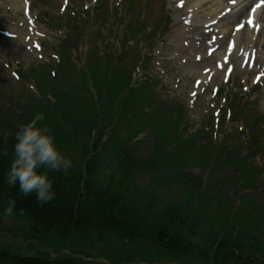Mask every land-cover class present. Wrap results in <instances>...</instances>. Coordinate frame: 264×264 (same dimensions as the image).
Returning a JSON list of instances; mask_svg holds the SVG:
<instances>
[{"label": "rangeland", "instance_id": "obj_1", "mask_svg": "<svg viewBox=\"0 0 264 264\" xmlns=\"http://www.w3.org/2000/svg\"><path fill=\"white\" fill-rule=\"evenodd\" d=\"M202 1L204 0H185V3L182 0L177 3L175 0H98L97 2L94 0H32L31 14L36 16H34L36 27L30 30L32 35L29 37L25 33L27 27L20 25L23 22L20 11L14 10L9 0H0V25L3 24L7 29H18L15 37L0 34V118L10 120V115L19 109L23 101L29 100L35 103L43 98L38 96L33 85L34 81L25 79L21 75L17 76L16 73L31 67L39 68L41 65L48 66L50 72L60 58L58 44L63 41L69 58L84 72L89 71L93 83L91 91L98 95L100 100L114 96L115 104L120 109L121 98L126 95L125 100H128L138 90H133V82L129 80L128 87L120 92L126 84L123 70H127L131 75L137 73L141 76L140 80H147L149 82L147 84H150L153 94L151 103L149 101L150 104L155 106L164 102L166 109L172 105L184 114L185 120L181 124L184 129L183 135L192 132L197 127H212V131H216V136L211 134L213 140L227 141L229 147L239 145L244 152L249 154L246 155L249 162L251 161L258 168L264 167V119H261L259 124L263 132L258 136L261 144L256 146L262 148L261 152L254 150V140L244 127L247 120L252 122L259 113L264 114V78L260 85H252L255 71L261 70L264 73V63L261 62L263 58L257 64L261 68L254 67L252 70L244 71L237 61L239 60L237 53L230 54L228 80L225 81L227 76L220 71L207 80L210 83L206 81L197 84L195 82L200 76L197 69L201 70L204 64L190 71L185 67L187 61L192 58V52L195 51L194 49L190 51L192 49L190 44L194 38L193 32L188 30L187 26L181 27L186 14L191 13L188 9L191 7H188L186 3L189 2V5L197 7ZM210 1L212 11L207 9L208 6L197 9L194 21V25L196 24L195 26L199 28L198 31L206 35L205 40L209 38L208 35L210 36V29H214L211 33L218 37L215 32L220 29L219 21H223L221 23L223 25L226 23L225 28L231 26L230 30L235 21L237 22L236 19L233 20L223 15L222 20L212 24L207 30L206 25L212 20L210 18L212 14H219L218 12H221L220 10L225 5L223 0ZM131 3L133 6L129 7ZM230 6L226 8H234ZM244 15V11L241 12L239 16H242V19L240 20H243ZM156 24L159 29L150 31ZM215 35H211L212 41ZM244 37H248V40L250 38L248 33H245ZM260 38L264 40V31ZM195 39L193 43L197 46L198 41ZM33 40H38L40 46H34ZM222 40H226V37ZM200 45L199 51L203 54L205 42ZM242 47L246 50L251 48V45H242ZM108 61L112 67H115L112 69L114 83L111 82L109 74L103 70ZM137 65L141 69L140 72L137 71ZM75 72L81 78L83 72L79 69ZM71 81L77 83L78 80L73 77ZM251 85L257 88L251 91L250 96L244 98L246 89ZM103 87L107 89L104 97L100 95ZM143 95H148L145 89ZM227 108L230 109V114ZM214 110L219 111L220 115L217 128L210 125L211 121L215 122L214 118L217 117L212 114ZM235 111L239 116H233ZM121 120V113L118 111L114 122L110 125L111 131L118 126ZM152 129L158 139L159 135L156 131L163 135L161 142L165 145L169 140L168 135L163 134L158 125ZM147 136L140 135L142 139L140 142H137L135 138L130 141L128 147L131 146L130 148L133 149L131 153L134 156L147 157L150 154L151 139ZM152 138L154 139L153 135ZM248 148L251 150L249 151ZM65 151L67 158L77 159L78 148H66ZM175 154L177 153H169L170 157ZM105 159L99 176L108 179L114 172V167L111 157L106 156ZM187 170L192 178L200 179L202 185L207 183L204 178L206 172L203 168L196 166ZM172 174L173 171L169 170L160 175V178L171 179ZM261 180L263 181L264 178ZM259 181L260 178L256 172L255 181L253 177L251 183L246 182L240 187L238 193L245 198L243 201H250L257 206L261 204L260 201L264 199V188H261ZM136 184L139 186L147 184L152 192L160 196L159 183L151 176L145 173L140 175ZM182 186H184L182 182H172L167 191L161 194L162 198L158 203L171 196L178 198ZM229 186H231L230 183L227 184V187ZM233 189L234 187L226 188L223 189L224 193H219L212 188L211 193H206V197L209 196L208 202L218 213H220L218 208L231 207V202L227 203L226 199L229 196H233L235 206L238 204L239 200L235 197L237 192ZM256 197L262 200L258 201ZM243 216L244 214H239V218ZM7 229L10 230L5 231ZM97 240L99 243L96 242ZM59 241L63 240L57 235L39 234L32 230L23 218L14 219L0 212V248L16 251L23 256L50 254V251L56 248L65 251L69 249L70 252L74 251V248L79 252L88 251L94 255L93 259L97 255L98 260L104 259L103 261L108 264H118L119 261L123 263L125 262L123 259L127 257L130 259L126 261H131L132 264H187L178 259L176 262L163 261V256L158 250L147 248L139 242L124 243L115 234L100 236L95 231L86 235L76 233L68 237L65 242L59 243ZM97 252L104 254H96Z\"/></svg>", "mask_w": 264, "mask_h": 264}, {"label": "trees", "instance_id": "obj_2", "mask_svg": "<svg viewBox=\"0 0 264 264\" xmlns=\"http://www.w3.org/2000/svg\"><path fill=\"white\" fill-rule=\"evenodd\" d=\"M49 80L53 81L54 78L40 76L39 90L42 91ZM55 81L60 84L62 80L59 77ZM52 91L50 93L55 98L53 103L41 105L25 101L21 103L19 112L10 117L11 120L0 118L2 214L5 213L9 198L15 197L17 206L11 217L23 218L39 234L57 235L63 240L59 243L67 241L68 237L76 233L86 235L96 231L100 236L115 234L120 241L148 242L151 247L163 253H171L175 257H178L177 254H184L192 262L193 259H201L205 264H264V241L253 235L254 229L258 235L261 234L254 227L255 222L249 221L242 225L235 235L231 232L221 235L215 231L210 238L201 236L204 241L199 245L195 238L199 233L201 220L191 214L187 206L170 207L152 217L149 211L155 207L156 196L144 197L141 194L143 192L132 183L131 177L134 170L153 169V166L146 161L135 160L124 144L109 146L116 150L114 159L120 176L116 178V175H112L106 182L98 180L95 177L98 164L87 159L89 150H107V145L103 147L99 139L84 141L83 136H89L91 129H81L87 113L94 111V104L89 100L90 97L85 101V96L78 95L76 118L68 109H63L64 99H69L70 95L58 89ZM41 111L45 113V122L54 130L62 153L66 152V148L80 147L82 150L78 160H72V167L67 172L50 173L57 195L53 202L44 205L37 202L35 194L22 196L18 194V185L10 188L4 180L10 164L15 130L19 124ZM5 147L8 149L7 155L4 154ZM175 161L173 159L170 162ZM134 192L144 199L133 198ZM60 250L62 249H56ZM73 250L54 256H22L16 251L0 248V264H100L86 260L89 253ZM120 263L121 261L118 264Z\"/></svg>", "mask_w": 264, "mask_h": 264}, {"label": "clouds", "instance_id": "obj_3", "mask_svg": "<svg viewBox=\"0 0 264 264\" xmlns=\"http://www.w3.org/2000/svg\"><path fill=\"white\" fill-rule=\"evenodd\" d=\"M12 139L5 182L10 188L18 185V194L22 196L35 194L40 205L53 202L57 193L50 173L67 172L73 162L60 150L54 130L45 122V113L36 112L19 124ZM4 154H8L7 147ZM16 206V198H9L5 215L12 216Z\"/></svg>", "mask_w": 264, "mask_h": 264}, {"label": "bare ground", "instance_id": "obj_4", "mask_svg": "<svg viewBox=\"0 0 264 264\" xmlns=\"http://www.w3.org/2000/svg\"><path fill=\"white\" fill-rule=\"evenodd\" d=\"M9 2L11 4V7L14 10L22 11L23 6L18 0H9ZM209 4H211L210 0H204L203 2L198 4L197 9L204 8V7L208 6L207 9L212 11L211 5H209ZM243 10H244V6H240V8L236 9V11L234 13H232L231 15H227V16L229 18L231 17L232 19H234V18L240 19L241 16H239V15L241 14V12H243ZM214 14H212V15H214ZM257 17H258V20L263 23V26H262L260 32H258V34L255 36L254 40H250V38L248 40V37H244V34L248 33L246 31L247 28L244 27L243 29H245V30H242L239 34H237V39H238L239 42H237L236 47L234 45L235 44L234 43L235 42L234 38L232 40H229V41L222 40L223 38L218 39L217 41H215V43L210 44L209 46H207V50H206L208 52L209 49H211V50L212 49H216L215 51H212V53L210 55H202L201 59H190V60H188L187 63L185 64L186 69L190 71V69H197V67L200 64H204L203 66L205 67V69H208L207 72L205 73V76H207V75L210 74L211 71H213V66H212V63H211L212 60H215V59L219 58L222 55H227L231 51H238L240 49V48H238V44H240V47H242V45L243 46H250L251 45V48H255L256 49L255 62L258 63L264 57V56H262L264 54V40H262L260 38L261 34H263L262 30H264V8H261L258 11ZM192 21L193 20H191V23H192ZM222 22L223 21H219L220 29L217 31V34H219V37H221L222 33L227 32L228 29H229V27H228V29H227V27L225 28L226 23L223 25V24H221ZM179 24H180V22H179ZM228 24L229 23H227V25ZM186 26H189V25L183 24V27H186ZM181 27H182V25H181ZM193 27H194L193 28V36H194V38L197 37L196 39L199 41V43H204L205 42V35L198 31L199 28H197V26H193ZM248 34L251 37H253V35L250 32ZM193 41L194 40L191 41L192 44H190V47L196 49L197 47L194 46L195 43H193ZM251 48L246 49V51L249 50L248 55L253 51V50H250ZM243 51H244V49H243ZM197 52H199V50H197L196 53ZM196 53L194 54V56L196 58H199L201 56V54H199V53L196 54ZM235 57H236V55H235ZM262 63H264V60L262 61ZM245 70H247V68H244V71ZM197 71H198V74H199L200 73V69H197Z\"/></svg>", "mask_w": 264, "mask_h": 264}]
</instances>
